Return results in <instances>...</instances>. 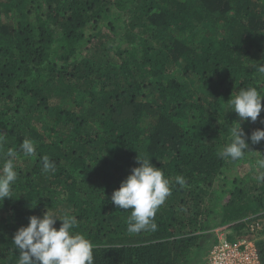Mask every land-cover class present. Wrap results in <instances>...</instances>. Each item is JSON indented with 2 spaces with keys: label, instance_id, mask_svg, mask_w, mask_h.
Returning <instances> with one entry per match:
<instances>
[{
  "label": "trees",
  "instance_id": "trees-1",
  "mask_svg": "<svg viewBox=\"0 0 264 264\" xmlns=\"http://www.w3.org/2000/svg\"><path fill=\"white\" fill-rule=\"evenodd\" d=\"M261 63L264 0H0V169L11 149L18 173L0 201V264H18L13 235L47 210L76 218L94 264H206L224 226L264 264V141L218 155L238 120L227 100L264 90ZM241 127L264 129V108ZM137 157L171 194L155 231L130 234L111 195Z\"/></svg>",
  "mask_w": 264,
  "mask_h": 264
},
{
  "label": "clouds",
  "instance_id": "clouds-1",
  "mask_svg": "<svg viewBox=\"0 0 264 264\" xmlns=\"http://www.w3.org/2000/svg\"><path fill=\"white\" fill-rule=\"evenodd\" d=\"M256 67L264 74V63ZM262 100L264 90L256 87L241 88L227 100L228 109L236 113L238 120L237 126L231 129L230 142L218 153L222 159L237 161L249 151V141L253 145L264 141V129H256L248 135L241 127V122L257 121L264 108ZM20 150L26 156L36 154V147L29 139L22 141ZM6 155L8 158L0 169V201L13 197L12 186L18 178L14 164L16 153L9 149ZM256 163L259 169H264V159ZM42 164L45 173L55 170L47 156L42 158ZM137 164L111 195V202L117 208L131 210L127 227L130 234L148 229L155 231V214L171 194L169 179L150 158L137 157ZM258 179H264V176ZM176 182L185 184L181 176L176 177ZM57 220L62 222L59 228L55 226ZM76 223L74 216L65 213L60 217L48 210L42 216H30L28 224L19 227L12 238L19 253L18 264H94L93 245L83 234L73 231Z\"/></svg>",
  "mask_w": 264,
  "mask_h": 264
},
{
  "label": "built area",
  "instance_id": "built-area-1",
  "mask_svg": "<svg viewBox=\"0 0 264 264\" xmlns=\"http://www.w3.org/2000/svg\"><path fill=\"white\" fill-rule=\"evenodd\" d=\"M230 230L224 226L216 230L218 242L210 249L206 264H262L254 240L231 241Z\"/></svg>",
  "mask_w": 264,
  "mask_h": 264
},
{
  "label": "rangeland",
  "instance_id": "rangeland-1",
  "mask_svg": "<svg viewBox=\"0 0 264 264\" xmlns=\"http://www.w3.org/2000/svg\"><path fill=\"white\" fill-rule=\"evenodd\" d=\"M245 167H249V165L248 164H246V165H244Z\"/></svg>",
  "mask_w": 264,
  "mask_h": 264
}]
</instances>
